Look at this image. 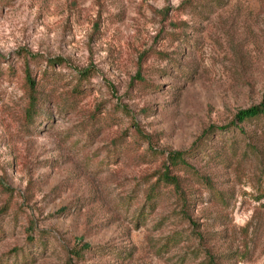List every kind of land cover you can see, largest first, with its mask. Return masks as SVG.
Returning <instances> with one entry per match:
<instances>
[{
  "label": "rangeland",
  "instance_id": "1",
  "mask_svg": "<svg viewBox=\"0 0 264 264\" xmlns=\"http://www.w3.org/2000/svg\"><path fill=\"white\" fill-rule=\"evenodd\" d=\"M263 92L264 0H0V264H264Z\"/></svg>",
  "mask_w": 264,
  "mask_h": 264
},
{
  "label": "trees",
  "instance_id": "2",
  "mask_svg": "<svg viewBox=\"0 0 264 264\" xmlns=\"http://www.w3.org/2000/svg\"><path fill=\"white\" fill-rule=\"evenodd\" d=\"M24 73H25V80L29 86L30 89V96H29V104H28V112L31 115L34 110H35V106H36V96H35V79L32 77L31 75V71H30V67L28 66V64L25 65L24 68ZM262 116L264 118V92L262 95V98L260 100L259 103L255 104V105H251L247 108L244 109H240L234 117L235 122H243L246 120H252L254 118L260 117ZM183 155L184 152H171L168 154V164L170 166H176L178 164H182L184 166H187V164L183 161ZM159 180L163 181L164 183H168L171 185L175 184L174 178L173 177H169L167 172H165L164 174H162L159 178Z\"/></svg>",
  "mask_w": 264,
  "mask_h": 264
}]
</instances>
